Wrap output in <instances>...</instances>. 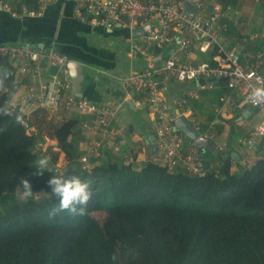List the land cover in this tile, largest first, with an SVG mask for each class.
<instances>
[{"label": "trees", "instance_id": "trees-1", "mask_svg": "<svg viewBox=\"0 0 264 264\" xmlns=\"http://www.w3.org/2000/svg\"><path fill=\"white\" fill-rule=\"evenodd\" d=\"M0 4L17 17L36 11L34 0ZM224 21L228 39L233 22ZM18 89L12 62L0 56V264H264V152L248 167L224 151L218 169L203 168L202 176L155 161L137 169L114 153L82 169L80 120H48L37 109L36 126L56 143L39 155L34 145L43 138L26 135L22 116L8 107ZM53 176L78 177L89 199L61 209Z\"/></svg>", "mask_w": 264, "mask_h": 264}, {"label": "built area", "instance_id": "built-area-1", "mask_svg": "<svg viewBox=\"0 0 264 264\" xmlns=\"http://www.w3.org/2000/svg\"><path fill=\"white\" fill-rule=\"evenodd\" d=\"M76 20L92 28L113 29L116 25L132 30H147L136 38L131 35L126 40L128 55L153 64V55L143 49L160 50L174 46L162 66H147L138 71H130L119 79L122 89L138 96L147 106L153 118V140L157 154L156 162L168 170L179 169L192 175H204L198 154L193 144L173 126L170 116L171 103L165 96V86L169 82L178 85L193 83L188 99H197V93L212 89L215 81H222L226 91L218 97L215 112L218 115L233 112L239 99L243 100L260 116V123L252 128L244 145L256 149L264 146V97L255 95V89L264 86L262 53L253 57L243 56L240 63L237 45L224 40L228 20L238 15L233 7L235 0L224 4L223 0H71ZM54 0H34L36 11L27 13L40 15ZM188 4L193 15L186 13ZM0 7L7 9L5 5ZM264 41V30L250 34L244 41ZM203 54L211 53V62L198 64L180 63L179 58L190 48ZM0 56L7 57L14 68V80L34 79L52 70L44 83L30 88L26 96L11 99L8 107L22 116L20 121L26 135L40 136L34 152L45 153L51 146L46 135L35 123V111L42 109L48 120H53L62 110L74 112L80 119V128L90 136L87 150L79 158L82 169L89 167L92 158L105 153L121 154L122 127L118 122L119 107L111 103H94L72 92V81L68 77L67 65L71 61L58 54L53 48H38L28 44L0 45ZM180 105V103H178ZM191 126L200 135L204 123L192 118ZM220 150V148H217ZM64 165L56 161L52 172L57 174Z\"/></svg>", "mask_w": 264, "mask_h": 264}, {"label": "crops", "instance_id": "crops-1", "mask_svg": "<svg viewBox=\"0 0 264 264\" xmlns=\"http://www.w3.org/2000/svg\"><path fill=\"white\" fill-rule=\"evenodd\" d=\"M254 1L257 3L254 4ZM249 2L253 3L251 9L245 8ZM237 7L240 9L237 10L236 6L233 8L237 10L238 15L228 19V21L233 22L230 29L231 37L228 39L224 37V40L231 45H237L239 61L243 65V56L249 58L258 52L262 53L261 59L264 67V41H244L250 34L264 30V3L261 0H241ZM129 35H121L117 30L116 35L105 39L101 37L90 38L89 43L98 50V66L85 69L80 91H76L72 82V92L94 103H111L119 107L118 122L123 129L121 141L124 148L129 147L128 151H125L126 148L124 149V155L133 157V163L142 166L149 161L156 162L157 159L154 141L151 139L154 129L153 118L147 106L141 102L138 96L127 93L122 89L119 79L130 71L143 69L146 65L162 66V60L164 62L175 47H163L161 49L164 51L163 54L157 53L158 50L149 51L153 55L154 63L148 64L138 57L132 58L128 55V49L126 50L125 46H127L126 40ZM211 56V53L203 54L196 47H193L187 53L180 55L179 62L198 64L208 62ZM50 73H52V70L44 71L39 78L17 80L16 83L19 84V89L14 99L20 101V98L25 97L30 88H37L39 83H44ZM69 79L71 80L70 77ZM193 86V83L178 85L169 82L166 84L165 96L172 106L170 116L173 118V122L178 117H183L188 123L192 118H196L204 123L200 132V135L205 137L203 139L211 140L215 149L220 148V150L217 149L218 151H224L225 148L232 150V153L239 156L242 165L251 166L260 158L264 152V147L260 150L249 149L244 145V140L248 137L250 130L260 123V116L241 99L237 101V106L233 112L218 115L215 112L218 106V97L226 91L222 81H215L212 89L199 91L197 99H188L186 95L192 90ZM244 112H247L246 118L241 119ZM62 117L79 119L74 112L61 111L54 121ZM235 117L236 119H234ZM75 132L77 136L83 138L79 143V150L84 153L88 148L90 136L82 131L80 124ZM49 143L51 145L56 144L55 141L51 140ZM202 152L203 160H209L208 157L211 154H205L206 151L204 150ZM61 156L63 157V154ZM102 158H105V156Z\"/></svg>", "mask_w": 264, "mask_h": 264}, {"label": "water", "instance_id": "water-1", "mask_svg": "<svg viewBox=\"0 0 264 264\" xmlns=\"http://www.w3.org/2000/svg\"><path fill=\"white\" fill-rule=\"evenodd\" d=\"M73 7L74 2L71 0H54L40 15L24 14L20 17L11 15L8 9L0 7V45L28 44L41 49L53 48L71 61L67 65V71L76 91L79 92L84 70L98 66V50L89 43V39L114 36L120 26L116 25L111 30L103 27L92 28L75 19ZM184 10L193 15L192 9L186 3ZM146 30L147 28L132 30L130 35L136 38ZM246 114L247 112H244L241 119L246 118ZM173 123L174 128L193 144L200 160H203L202 150L206 151L205 154L217 156L218 150L212 146L211 140L200 137L183 117L176 118ZM151 139L153 140V137ZM226 156L228 155L224 157ZM229 156L234 160L239 159L235 153Z\"/></svg>", "mask_w": 264, "mask_h": 264}, {"label": "clouds", "instance_id": "clouds-1", "mask_svg": "<svg viewBox=\"0 0 264 264\" xmlns=\"http://www.w3.org/2000/svg\"><path fill=\"white\" fill-rule=\"evenodd\" d=\"M255 95L258 97H264V86L255 89ZM200 160V159H199ZM41 168L47 166V160L41 159L38 161ZM24 185L25 197L31 195V186L27 180L22 181ZM49 184L52 185V191L60 198L59 207L61 209L75 210L76 203H85L89 199L88 185L82 182L78 177L66 179L60 176H53L49 180Z\"/></svg>", "mask_w": 264, "mask_h": 264}, {"label": "rangeland", "instance_id": "rangeland-1", "mask_svg": "<svg viewBox=\"0 0 264 264\" xmlns=\"http://www.w3.org/2000/svg\"><path fill=\"white\" fill-rule=\"evenodd\" d=\"M238 1V0H237ZM241 1V0H240ZM240 1H238V2H240ZM254 4H256L257 2H253ZM253 3H251V2H249L248 4H246V6H245V8H249V9H251L252 7H253ZM238 5V4H237ZM236 8H237V10H239L238 9V7L236 6ZM119 30V33H121V35H129L130 33H129V31L127 30V29H121V28H119L118 29ZM128 37V36H127ZM126 47V50L128 49V47L127 46H125ZM143 49H145L146 51H152V50H154L153 48H146L145 46H143L142 47ZM163 49V48H162ZM157 53H159V54H163V52L164 51H162L161 49L160 50H158V51H156ZM161 64H163V60H162V62H161ZM16 82V81H15ZM201 130H202V128H201ZM201 130H200V132H201ZM45 134H47V133H45ZM53 146V145H52ZM126 148V147H125ZM124 146H123V150H122V152H121V155H122V157H123V159H124V161H125V164L126 165H128V164H131L132 166H134V168H137V169H141L142 167H143V165L142 166H137V165H135L134 163H133V157H130V156H125L124 155ZM129 150V147H127L126 149H125V151H128ZM229 149H227V148H225V150L224 151H228ZM224 151H218L219 152V155L216 157V156H214V157H208L209 158V160H204V161H199L200 163H201V165H203V168L204 169H207L208 168V170H217L218 169V167H219V162H220V154H222ZM40 154H42V153H40ZM39 154V155H40ZM63 158V160H64V156L62 157L61 156V154L59 155V157H58V159H57V161L58 162H61V159ZM133 159V160H132ZM64 166V165H63ZM63 168V167H62ZM37 170L39 169V167H37L36 168ZM58 174V173H57Z\"/></svg>", "mask_w": 264, "mask_h": 264}]
</instances>
